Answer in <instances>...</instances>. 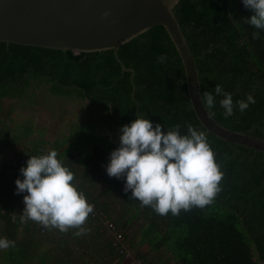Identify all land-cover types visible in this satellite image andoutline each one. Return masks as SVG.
I'll list each match as a JSON object with an SVG mask.
<instances>
[{
    "label": "trees",
    "instance_id": "trees-1",
    "mask_svg": "<svg viewBox=\"0 0 264 264\" xmlns=\"http://www.w3.org/2000/svg\"><path fill=\"white\" fill-rule=\"evenodd\" d=\"M175 13L196 58L202 93L215 95V85L220 84L234 102L246 100L249 93L255 98L243 113L237 108L226 119L219 104L223 97L216 96L213 117L225 127L264 139V31L259 39L253 38L258 30L245 22L251 10L242 0H180ZM161 55L167 57L163 63L157 60ZM43 87L54 95L87 99L104 110L114 130L130 124L139 112L154 126L163 125L165 132L181 124V134H187L191 123L207 134L224 173L222 190L211 205L181 210L178 216L171 212L161 216L151 207H141L131 191H123L124 179L107 175L119 137L110 142L101 138L90 153L70 150L68 160L58 154L74 172L79 190L116 223L126 240L136 242L132 229L140 233V243L159 254L137 253L138 258L149 264H264V153L206 131L188 95L182 59L162 25L121 45L117 56L113 49L76 53L0 41V158L5 159L0 166V229L15 242L0 251V264H35L36 257L39 264H85L84 259L89 264H121L125 259L91 213L86 221L90 231L81 236L73 229L62 233L20 220L27 193H15V180L23 179L20 169L30 156L41 152L34 147L29 156L21 152L9 162L11 149L34 128L31 120L20 132L14 128V106L7 111L4 99L23 103L31 99V90ZM98 184L102 189L96 194ZM116 205L121 208L117 213ZM161 254L168 257L162 259ZM73 255L82 260L71 261Z\"/></svg>",
    "mask_w": 264,
    "mask_h": 264
},
{
    "label": "clouds",
    "instance_id": "clouds-1",
    "mask_svg": "<svg viewBox=\"0 0 264 264\" xmlns=\"http://www.w3.org/2000/svg\"><path fill=\"white\" fill-rule=\"evenodd\" d=\"M243 6L251 10L246 23L258 31L253 38L259 39L264 31V0H242ZM109 11L102 13L103 17ZM158 62L167 60L164 55ZM213 92L204 91L201 100L211 111L216 105V96H222L219 104L227 119L238 108L241 113L255 103L254 96L233 101V95L216 84ZM163 125L144 118L139 112L130 124L120 126L119 146L111 151L106 172L110 178L124 179L123 191H131L141 207H151L158 215L169 212L178 216L181 210L190 211L194 207L203 209L211 205L222 190L224 173L215 159L207 134L198 131L191 123L187 124V134H181V124H175L167 131ZM23 177L15 180V193H27L23 197L25 207L20 215L22 223L29 220L51 230L62 233L70 229L81 236L90 231L86 226L89 214L93 213L85 194L75 183V174L61 159L58 152L33 155L22 166ZM15 219V217L13 218ZM15 242L0 238V250L14 247Z\"/></svg>",
    "mask_w": 264,
    "mask_h": 264
},
{
    "label": "water",
    "instance_id": "water-1",
    "mask_svg": "<svg viewBox=\"0 0 264 264\" xmlns=\"http://www.w3.org/2000/svg\"><path fill=\"white\" fill-rule=\"evenodd\" d=\"M180 0H0V41L72 50L113 49L155 25L167 30L182 59L192 107L207 132L264 153V139L232 130L208 115L196 58L175 7ZM110 15L103 17L104 11Z\"/></svg>",
    "mask_w": 264,
    "mask_h": 264
},
{
    "label": "rangeland",
    "instance_id": "rangeland-1",
    "mask_svg": "<svg viewBox=\"0 0 264 264\" xmlns=\"http://www.w3.org/2000/svg\"><path fill=\"white\" fill-rule=\"evenodd\" d=\"M28 94L31 95V99L26 98L23 103L15 98L4 99L7 111L9 106H14L11 114L14 118V128L17 130L19 128L18 131L20 132L21 126L23 127V124L29 120L33 121L34 128L30 135L24 136L23 140L11 149L12 152L8 155L9 162L12 161L13 163L21 152L24 156H29L34 147L40 150L41 155L47 154L50 150H56L61 155L62 160H68L70 150H83L90 153L94 144L99 143L101 138L110 142V140L117 139L121 134L119 130H114L113 124L108 122L103 109L90 105L88 100L83 97H78L75 94L72 97L54 95L46 87L31 90ZM3 160L5 159L0 158V166ZM101 189L102 184H98L94 188V193H99ZM120 209L116 205L115 212L117 213ZM101 229L103 230V227ZM130 233L131 237H134L133 240L136 237V242L133 244L126 239L124 242L132 256H136L137 253L159 256L158 253H154V250L149 249L147 243H140L141 235L139 232L135 233L134 231L132 233V229H130ZM0 238H6L4 233L1 234V229ZM53 240L57 241L58 239ZM59 252L58 250L54 251L55 254H63ZM75 253L79 255L78 251ZM73 256L75 258H70L71 261L76 262L78 260L79 262L82 260L78 259V256ZM161 257L162 259L167 258L165 255ZM84 260L85 264H89L87 259ZM38 261L39 258L36 257L35 264H39ZM131 263L132 261L128 258L121 262V264Z\"/></svg>",
    "mask_w": 264,
    "mask_h": 264
},
{
    "label": "built area",
    "instance_id": "built-area-1",
    "mask_svg": "<svg viewBox=\"0 0 264 264\" xmlns=\"http://www.w3.org/2000/svg\"><path fill=\"white\" fill-rule=\"evenodd\" d=\"M24 164L23 161H21V165L22 166ZM87 199V198H86ZM87 201L93 205V213H91L93 216H98L99 218V223L100 225H102L105 229L108 230V232L112 235L114 244L117 246V249H119V251L121 253H123L124 258L125 259H129L130 261H132L131 264H149L146 260L142 259V258H138L137 256H132L131 252L129 251L128 247L125 244V237L123 234V231H121L119 229V227L116 225V223L112 220H110L109 218L106 217V215H104L103 212H98V210L96 209V205L95 203H93L92 201L88 200Z\"/></svg>",
    "mask_w": 264,
    "mask_h": 264
},
{
    "label": "crops",
    "instance_id": "crops-1",
    "mask_svg": "<svg viewBox=\"0 0 264 264\" xmlns=\"http://www.w3.org/2000/svg\"><path fill=\"white\" fill-rule=\"evenodd\" d=\"M11 151V150H10ZM168 257V256H167Z\"/></svg>",
    "mask_w": 264,
    "mask_h": 264
}]
</instances>
